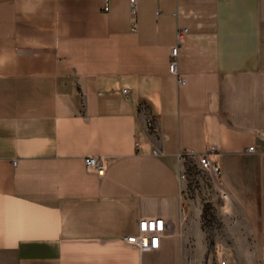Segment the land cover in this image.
<instances>
[{
	"label": "crops",
	"instance_id": "1",
	"mask_svg": "<svg viewBox=\"0 0 264 264\" xmlns=\"http://www.w3.org/2000/svg\"><path fill=\"white\" fill-rule=\"evenodd\" d=\"M211 146L264 264V0H0V264H184L180 169Z\"/></svg>",
	"mask_w": 264,
	"mask_h": 264
},
{
	"label": "rangeland",
	"instance_id": "2",
	"mask_svg": "<svg viewBox=\"0 0 264 264\" xmlns=\"http://www.w3.org/2000/svg\"><path fill=\"white\" fill-rule=\"evenodd\" d=\"M180 174L189 211L184 264H260L257 244L245 241V228L233 224L216 175L185 156Z\"/></svg>",
	"mask_w": 264,
	"mask_h": 264
},
{
	"label": "built area",
	"instance_id": "3",
	"mask_svg": "<svg viewBox=\"0 0 264 264\" xmlns=\"http://www.w3.org/2000/svg\"><path fill=\"white\" fill-rule=\"evenodd\" d=\"M132 12L135 11L136 0H129ZM104 9L107 6L104 5ZM187 31V28L181 27L176 30V42L170 48L168 70L170 73L177 76L179 83H183V76L178 72V57L182 44V37ZM251 149V148H249ZM214 150L211 146L208 151L198 155L197 161L203 168L209 169L215 175L220 172L219 166L210 159L209 153ZM86 169L93 170L97 173H102L106 168L107 161L100 156H86L84 158ZM164 231V221L162 218H142L138 224V234L127 236L126 240L130 243L137 244L141 249H155L158 247L159 238Z\"/></svg>",
	"mask_w": 264,
	"mask_h": 264
}]
</instances>
